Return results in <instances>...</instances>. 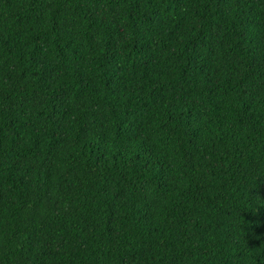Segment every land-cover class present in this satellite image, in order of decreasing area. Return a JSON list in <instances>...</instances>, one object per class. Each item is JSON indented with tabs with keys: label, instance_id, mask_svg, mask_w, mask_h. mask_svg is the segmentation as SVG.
Returning <instances> with one entry per match:
<instances>
[{
	"label": "trees",
	"instance_id": "trees-1",
	"mask_svg": "<svg viewBox=\"0 0 264 264\" xmlns=\"http://www.w3.org/2000/svg\"><path fill=\"white\" fill-rule=\"evenodd\" d=\"M0 264H264V0H0Z\"/></svg>",
	"mask_w": 264,
	"mask_h": 264
}]
</instances>
